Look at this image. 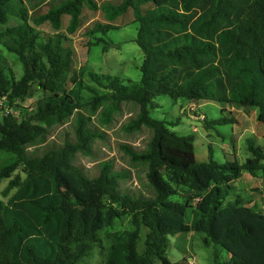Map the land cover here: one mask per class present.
<instances>
[{
  "label": "trees",
  "instance_id": "1",
  "mask_svg": "<svg viewBox=\"0 0 264 264\" xmlns=\"http://www.w3.org/2000/svg\"><path fill=\"white\" fill-rule=\"evenodd\" d=\"M47 1L0 0V182L8 180L2 196L14 191L0 200V264H92L97 250L101 264H184L167 258L169 238L193 225L203 229L206 247L224 252L220 264H264V210L246 205L235 186L244 173L264 179V145L247 139L243 162L211 155L200 162L192 134L176 135L150 116L155 99L167 96L213 102L222 112L255 109L264 125V0H52L28 14L26 4L37 10ZM11 18L16 24L6 26ZM128 24L137 26L142 52L138 82L84 65L73 70L69 36L83 33L88 47L97 46L98 35ZM2 49L18 57L19 79L4 68ZM86 74L98 88L85 83ZM34 87L39 97L26 116L21 104ZM129 104L136 113L123 130L146 129L150 138L142 151L120 149L129 166L144 170L147 194L122 185L130 170L117 171L112 161L98 163L94 174L74 165L104 137L94 118L108 124ZM201 122L215 132L238 124L232 116ZM124 218L129 227L112 231Z\"/></svg>",
  "mask_w": 264,
  "mask_h": 264
},
{
  "label": "rangeland",
  "instance_id": "2",
  "mask_svg": "<svg viewBox=\"0 0 264 264\" xmlns=\"http://www.w3.org/2000/svg\"><path fill=\"white\" fill-rule=\"evenodd\" d=\"M51 1L45 2L37 10H32L26 4L28 14L33 16L45 11L50 7ZM96 17L91 18L94 19ZM15 24V19L11 18L6 26H13ZM136 27L135 24L123 25L118 29L109 31L106 36L98 35L97 37L102 38L103 42L100 45L91 47H88L91 40L83 33L69 36L66 44L74 51L75 63L72 67L73 70L77 71L79 67L84 65L89 71L110 75L121 79L125 83L138 82L140 80L139 66L142 61V52L134 42ZM103 46L107 47L105 52H103ZM1 55L4 58V68L10 70L15 79H19L22 76V66L18 57L15 54L7 52L5 49L1 50ZM84 80L89 86L98 88L89 81L87 74ZM70 86V84L67 85L68 88ZM33 90L35 92L33 96L27 98L21 104L23 108L20 112L23 115L28 116L31 114L34 103L39 97L36 87ZM81 97L82 103H87L91 98L87 91H84ZM155 102L159 107L151 110L150 116L167 122L166 129L176 135L186 136L192 134L194 136V152L197 161H207L211 155L218 163H224L229 159L243 162L248 157L245 151L247 139H252L257 145H264V125L257 122V111L255 109L225 106V110L222 112L220 105L213 102L203 101L199 104H193L185 100L173 102L167 96L157 97ZM135 113V108L129 104L123 105L121 111L113 113L108 124H99L97 118H94L96 128L104 134V137L94 142L91 155L83 156L78 154L74 160V165L85 174H94L98 163L112 161L115 170H130V176L122 185L126 184V187L129 189H137L147 194L144 185L146 183L144 170L129 166L125 155L120 149L121 145L127 144L137 151H142L150 138V133L146 129L132 134L126 133L123 130L124 124ZM231 116L238 123L235 126V130L234 126L225 125L217 126V132L205 131L201 122L203 117L212 120L222 117L230 118ZM173 123H177V125H169ZM69 127L70 124L60 128L56 132L55 139L60 142L65 132L70 130ZM244 129L245 131L242 133ZM52 136L53 134L51 135V139ZM16 173L24 177L21 170H18ZM7 184V179L0 182V200L5 203L14 193V191H11L7 196H2V191L6 188ZM235 186L244 198L246 205L264 210V179L262 177H252L248 173H244ZM113 227L112 231L128 228V219L124 218L115 222ZM204 236L203 229L198 225H193L190 233L178 234L169 238L170 244L167 249V258L172 263L182 261L184 264H215V261L220 264L221 262H225L227 258L224 256L222 250L213 246L206 247L203 244L202 238ZM102 258V253L97 250L94 252L93 258H91V263L101 264Z\"/></svg>",
  "mask_w": 264,
  "mask_h": 264
}]
</instances>
